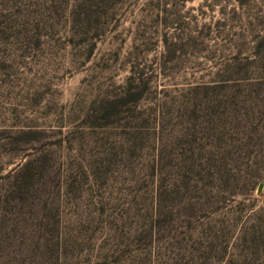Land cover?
I'll return each mask as SVG.
<instances>
[{
    "label": "rangeland",
    "instance_id": "374dc122",
    "mask_svg": "<svg viewBox=\"0 0 264 264\" xmlns=\"http://www.w3.org/2000/svg\"><path fill=\"white\" fill-rule=\"evenodd\" d=\"M0 264H264V0H0Z\"/></svg>",
    "mask_w": 264,
    "mask_h": 264
}]
</instances>
